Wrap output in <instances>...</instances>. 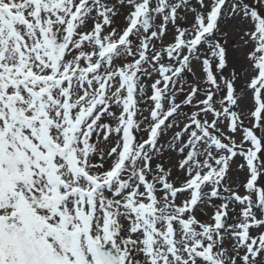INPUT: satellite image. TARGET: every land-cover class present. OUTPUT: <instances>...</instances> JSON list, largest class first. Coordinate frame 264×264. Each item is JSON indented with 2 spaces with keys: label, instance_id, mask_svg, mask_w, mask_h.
<instances>
[{
  "label": "snow or ice",
  "instance_id": "6c2138e0",
  "mask_svg": "<svg viewBox=\"0 0 264 264\" xmlns=\"http://www.w3.org/2000/svg\"><path fill=\"white\" fill-rule=\"evenodd\" d=\"M0 264H264V0H0Z\"/></svg>",
  "mask_w": 264,
  "mask_h": 264
},
{
  "label": "rangeland",
  "instance_id": "374dc122",
  "mask_svg": "<svg viewBox=\"0 0 264 264\" xmlns=\"http://www.w3.org/2000/svg\"><path fill=\"white\" fill-rule=\"evenodd\" d=\"M172 39V36L171 34L169 33L168 35H166L164 38H163V41L165 44H167L168 42H170ZM192 109H188L186 108L185 111L186 112H190ZM171 138V134H169L168 137H166V139H170ZM172 155L170 153H168L167 151H165V153L163 154V160H164V163H165V166L168 165V162L170 159H172ZM233 177L235 178V174H233Z\"/></svg>",
  "mask_w": 264,
  "mask_h": 264
},
{
  "label": "bare ground",
  "instance_id": "6f19581e",
  "mask_svg": "<svg viewBox=\"0 0 264 264\" xmlns=\"http://www.w3.org/2000/svg\"><path fill=\"white\" fill-rule=\"evenodd\" d=\"M233 174H235V173H233Z\"/></svg>",
  "mask_w": 264,
  "mask_h": 264
}]
</instances>
